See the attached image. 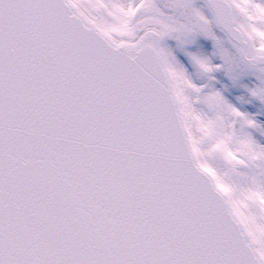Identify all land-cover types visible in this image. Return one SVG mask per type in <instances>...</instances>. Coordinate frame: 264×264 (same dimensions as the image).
Segmentation results:
<instances>
[{"label":"snow or ice","instance_id":"obj_1","mask_svg":"<svg viewBox=\"0 0 264 264\" xmlns=\"http://www.w3.org/2000/svg\"><path fill=\"white\" fill-rule=\"evenodd\" d=\"M0 264H264V0H0Z\"/></svg>","mask_w":264,"mask_h":264}]
</instances>
